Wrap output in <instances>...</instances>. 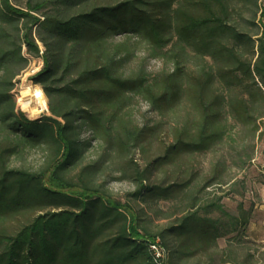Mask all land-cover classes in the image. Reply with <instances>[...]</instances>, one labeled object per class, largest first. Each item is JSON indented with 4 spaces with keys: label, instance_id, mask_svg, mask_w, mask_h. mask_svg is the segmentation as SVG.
Here are the masks:
<instances>
[{
    "label": "trees",
    "instance_id": "trees-1",
    "mask_svg": "<svg viewBox=\"0 0 264 264\" xmlns=\"http://www.w3.org/2000/svg\"><path fill=\"white\" fill-rule=\"evenodd\" d=\"M86 5L73 13L72 0L32 1L26 8L0 0V264H157L150 244L159 237L167 250L165 264L200 253L211 261L209 251L220 238L241 242L250 211L213 217L212 207L221 209L218 203L206 204L202 213L193 202L163 232H142L132 204L67 177L82 154L75 122L122 153L156 133L155 126L139 129L127 119L133 96L162 116L178 115L186 102L191 112L175 131L169 150L174 155L204 152L224 139L225 114L244 126L264 128V110L256 114L264 101V20L261 32L250 28L259 0ZM261 15L264 19V6ZM113 33L128 36L115 42ZM134 43H145L152 57L172 67L153 76L139 67L126 75L121 69L131 60ZM29 56L43 60L32 80L49 99L50 115L35 120L17 111L12 92L15 68L24 70ZM40 146L48 158L39 172L9 165L13 156ZM94 167L89 173L97 171ZM144 175L138 171L139 197L168 199L182 185H149ZM34 210L40 213L26 222L3 226Z\"/></svg>",
    "mask_w": 264,
    "mask_h": 264
},
{
    "label": "rangeland",
    "instance_id": "rangeland-1",
    "mask_svg": "<svg viewBox=\"0 0 264 264\" xmlns=\"http://www.w3.org/2000/svg\"><path fill=\"white\" fill-rule=\"evenodd\" d=\"M32 1L38 0H11L15 6L21 8H26ZM119 1L72 0L71 10L74 13L85 4H115ZM263 6L264 0H259V12L254 18L255 25L250 26L253 32L262 31ZM49 8L51 7L46 9L50 10ZM46 9L44 11H48ZM127 36L126 33L111 35L115 42L123 41ZM133 39L132 41L137 42ZM40 45L42 50H45L41 42ZM132 52L131 60L121 69L126 75L139 67H145L152 76L172 67L163 59L152 57L145 43H134ZM23 53L28 55L25 47ZM29 58L24 70L19 66L15 68L17 74L13 80L12 92L17 111L21 110L30 120H35L50 115V111L33 118L19 103V98L23 96L28 84L42 88L40 84L34 83L32 76L41 70L43 60L41 57ZM46 98L49 108L47 95ZM190 107L185 102L179 106L178 115L162 116L145 99L138 95L133 96L127 119L139 129L155 126L156 133L147 137L139 146L122 153L113 152L102 140L93 139L89 128L80 120L76 121V135L82 144V154L79 162L68 168L67 177L76 181H89L90 185L102 188L114 198L129 202L140 213L141 231L153 234H159L176 224L178 216L193 202L202 208V213H205L206 204L218 203L221 209L212 207L211 216L224 218H227V214L238 215L240 208L249 210L253 207L250 211L253 224L250 225L248 233H242L241 242L230 244L227 237L220 238L217 247L209 251L211 261L205 254L200 253L195 257H180L174 264H233L223 262L227 259H232L237 264H244L248 260L247 264H264V128L257 130L254 126H244L232 115L225 114L227 134L224 139L217 141L204 152L184 150L174 155L169 152L170 146L174 142L175 131L183 127L182 119H187ZM263 110L264 101L256 114ZM47 156L46 147L28 148L10 158L9 165L33 173L39 172L45 166ZM91 166L93 168H90ZM94 166H97V171L89 173L95 169ZM139 170L145 173V181L149 185L167 187L173 183L182 184L179 190L172 193L177 198H173V195L168 199L157 195H135L139 188ZM38 213L40 212L34 210L27 214H17L4 222L3 226L13 228Z\"/></svg>",
    "mask_w": 264,
    "mask_h": 264
},
{
    "label": "bare ground",
    "instance_id": "bare-ground-1",
    "mask_svg": "<svg viewBox=\"0 0 264 264\" xmlns=\"http://www.w3.org/2000/svg\"><path fill=\"white\" fill-rule=\"evenodd\" d=\"M22 108L28 111L29 116L36 118L48 109L44 90L37 85L28 84L22 97L19 98Z\"/></svg>",
    "mask_w": 264,
    "mask_h": 264
},
{
    "label": "built area",
    "instance_id": "built-area-1",
    "mask_svg": "<svg viewBox=\"0 0 264 264\" xmlns=\"http://www.w3.org/2000/svg\"><path fill=\"white\" fill-rule=\"evenodd\" d=\"M150 251L154 257V260L157 264H165L166 256H167V250L162 245L161 241L159 239L154 240L150 244Z\"/></svg>",
    "mask_w": 264,
    "mask_h": 264
},
{
    "label": "crops",
    "instance_id": "crops-1",
    "mask_svg": "<svg viewBox=\"0 0 264 264\" xmlns=\"http://www.w3.org/2000/svg\"><path fill=\"white\" fill-rule=\"evenodd\" d=\"M258 206H259V205H258ZM258 206H256V208H257ZM259 207H260V206H259ZM252 209H253V207H252L251 209H249V210H245V209H243V208H240L241 211H242V210H244V211H251ZM251 224H253V220H251V215H250L249 222H248L246 225L243 226V230H242V233H243V234H244V233H248V229H249V227H250ZM230 236H231V235H229L228 237L230 238Z\"/></svg>",
    "mask_w": 264,
    "mask_h": 264
},
{
    "label": "water",
    "instance_id": "water-1",
    "mask_svg": "<svg viewBox=\"0 0 264 264\" xmlns=\"http://www.w3.org/2000/svg\"><path fill=\"white\" fill-rule=\"evenodd\" d=\"M48 110H49V108L46 111H48Z\"/></svg>",
    "mask_w": 264,
    "mask_h": 264
}]
</instances>
